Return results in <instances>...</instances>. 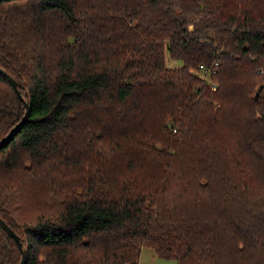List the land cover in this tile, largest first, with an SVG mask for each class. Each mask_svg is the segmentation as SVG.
Masks as SVG:
<instances>
[{
  "label": "trees",
  "instance_id": "obj_1",
  "mask_svg": "<svg viewBox=\"0 0 264 264\" xmlns=\"http://www.w3.org/2000/svg\"><path fill=\"white\" fill-rule=\"evenodd\" d=\"M0 68L24 264H264V0H0Z\"/></svg>",
  "mask_w": 264,
  "mask_h": 264
},
{
  "label": "water",
  "instance_id": "obj_2",
  "mask_svg": "<svg viewBox=\"0 0 264 264\" xmlns=\"http://www.w3.org/2000/svg\"><path fill=\"white\" fill-rule=\"evenodd\" d=\"M0 71L9 79L10 83L16 88L19 96L23 99V97L21 96L20 91L18 89L19 84H18L17 80L12 75H10L6 70L0 68ZM256 96H258V92H257ZM26 106H27V110H26V114H27V112H28V106H29L28 103H26ZM24 118H25V116L23 117V119ZM16 127H17V125L12 129V132L14 131V129ZM5 138L6 137H4L2 140H0V144L5 140ZM0 223H1L2 227L9 234H11L16 239V241L18 242L20 248L22 249V259H21L20 264H24L25 257H26V250L23 248V243L20 240V236L14 231V229L1 216H0Z\"/></svg>",
  "mask_w": 264,
  "mask_h": 264
},
{
  "label": "rangeland",
  "instance_id": "obj_3",
  "mask_svg": "<svg viewBox=\"0 0 264 264\" xmlns=\"http://www.w3.org/2000/svg\"><path fill=\"white\" fill-rule=\"evenodd\" d=\"M172 64L181 65L182 61H172ZM205 80H207V82L213 81L211 78ZM140 264H178V261L176 258L159 257L153 248L145 247L141 254Z\"/></svg>",
  "mask_w": 264,
  "mask_h": 264
},
{
  "label": "built area",
  "instance_id": "obj_4",
  "mask_svg": "<svg viewBox=\"0 0 264 264\" xmlns=\"http://www.w3.org/2000/svg\"><path fill=\"white\" fill-rule=\"evenodd\" d=\"M211 75H210V70H208V73H205L204 79H210Z\"/></svg>",
  "mask_w": 264,
  "mask_h": 264
}]
</instances>
